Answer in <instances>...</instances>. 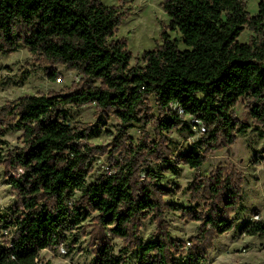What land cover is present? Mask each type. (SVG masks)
I'll use <instances>...</instances> for the list:
<instances>
[{
	"label": "trees",
	"instance_id": "1",
	"mask_svg": "<svg viewBox=\"0 0 264 264\" xmlns=\"http://www.w3.org/2000/svg\"><path fill=\"white\" fill-rule=\"evenodd\" d=\"M163 1L169 28L182 36L184 48L163 32L162 44L144 53L143 65L131 66L127 41L114 39L123 20L119 7L101 0H0L1 51L26 46L34 56L77 72L84 81L68 93L22 97L3 111L5 117L18 120L24 146L7 161L8 174L22 171L8 179L20 202L9 214L0 215V264H41V252L65 246L68 233L87 220L89 211L98 214L107 235L134 239L135 264L204 261L205 253L197 247L185 258H174L180 250L167 235L146 242L137 236L139 222L161 214L165 205L160 198L170 192L160 184L162 173L156 168L145 167L146 180L137 181L141 163L133 159L87 183L93 148L82 142L90 135L72 125L69 112L96 103L132 124L153 96L162 112L156 122L161 133L177 127L190 130L185 116L204 128L203 137L182 156L196 170L204 165L209 148L231 146L238 134L247 133L248 125L233 114L241 98L250 99L251 115L264 127V0L254 16L246 0ZM246 29L255 37L241 43ZM47 76L56 81L59 73L49 70ZM172 104L182 114L172 111ZM1 125L0 118L3 136ZM166 171L175 167L169 163ZM198 190L211 197L204 214L193 210L204 234L221 236L237 228L241 234L264 237V221L238 225L231 218L243 210L233 183L218 176ZM105 238L92 264H126Z\"/></svg>",
	"mask_w": 264,
	"mask_h": 264
},
{
	"label": "rangeland",
	"instance_id": "2",
	"mask_svg": "<svg viewBox=\"0 0 264 264\" xmlns=\"http://www.w3.org/2000/svg\"><path fill=\"white\" fill-rule=\"evenodd\" d=\"M108 7H119L123 20L118 28L116 40H126L131 52V66L143 65L146 51L162 44V33L167 32L184 48L182 36L169 28L170 19L163 8V0H101ZM260 0H246L251 16L258 12ZM255 35L244 30L239 41L250 43ZM49 70L59 73L56 81L47 76ZM61 79V82H59ZM82 77L60 64H52L40 56H34L26 46L14 51L0 50V113L5 130L0 136V215H7L20 202L19 196L8 184L10 176L22 171L7 172V161L14 151L24 146L23 130L18 120L5 117L4 110L13 107L25 96L68 93L83 85ZM250 99L241 98L233 108L235 118L248 125L246 134H238L231 146L211 147L205 152L204 165L196 170L182 161V156L192 148L205 130L190 116L185 120L191 129L177 127L171 132L157 128L162 116L155 97H148L140 111L139 121L125 124L116 113L103 110L96 103L69 108L72 125L85 130L90 137L82 143L93 148L90 157L87 183L91 184L102 175H111L119 163L133 160L141 163L136 179L145 181V167H154L162 173L160 184L169 193L160 198L162 213L149 216L138 224L137 236L149 241L167 235L178 244L179 253L174 258L182 259L190 251L200 248L205 253L202 264H264V237L241 234L237 228L221 236L204 234L201 222L193 217V210L204 214L207 192L198 190L207 186L211 179L220 176L238 188L243 199L242 211L231 218L235 224L247 221H264V127L255 120L250 109ZM170 109L178 114L182 110L172 104ZM164 157V159H161ZM175 171H166L168 164ZM80 195V194H79ZM78 195V199H79ZM76 198L71 200V204ZM177 205L192 212L174 210L168 205ZM90 216L79 228L68 233L66 245L41 252V264H92L96 248L102 239L110 240L117 254L122 255L126 264H135L137 249L132 238L125 241L106 234L98 220V214L89 211Z\"/></svg>",
	"mask_w": 264,
	"mask_h": 264
},
{
	"label": "built area",
	"instance_id": "3",
	"mask_svg": "<svg viewBox=\"0 0 264 264\" xmlns=\"http://www.w3.org/2000/svg\"><path fill=\"white\" fill-rule=\"evenodd\" d=\"M59 82H61V79H59Z\"/></svg>",
	"mask_w": 264,
	"mask_h": 264
}]
</instances>
